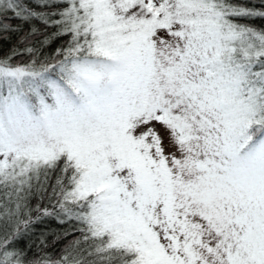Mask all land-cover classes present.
<instances>
[{
	"label": "snow or ice",
	"instance_id": "6c2138e0",
	"mask_svg": "<svg viewBox=\"0 0 264 264\" xmlns=\"http://www.w3.org/2000/svg\"><path fill=\"white\" fill-rule=\"evenodd\" d=\"M256 20L264 0H0V264H264Z\"/></svg>",
	"mask_w": 264,
	"mask_h": 264
},
{
	"label": "trees",
	"instance_id": "16d2710c",
	"mask_svg": "<svg viewBox=\"0 0 264 264\" xmlns=\"http://www.w3.org/2000/svg\"><path fill=\"white\" fill-rule=\"evenodd\" d=\"M254 23L257 25V26H260V25H264V21H261V20H256V21H254ZM15 40H16V35L15 34H13V36H12V40H11V42H15ZM8 43H10V42H0V47H3V48H7L8 47ZM55 45H53V47H54ZM41 180H43V177H41ZM53 227H56V225L53 223V225H52Z\"/></svg>",
	"mask_w": 264,
	"mask_h": 264
}]
</instances>
